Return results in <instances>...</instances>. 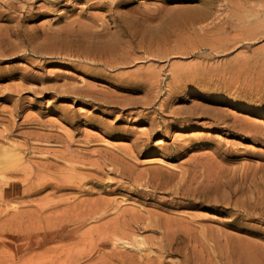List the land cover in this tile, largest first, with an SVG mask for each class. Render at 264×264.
Here are the masks:
<instances>
[{
	"label": "rangeland",
	"instance_id": "obj_1",
	"mask_svg": "<svg viewBox=\"0 0 264 264\" xmlns=\"http://www.w3.org/2000/svg\"><path fill=\"white\" fill-rule=\"evenodd\" d=\"M51 1L0 0V146L24 155L20 174L67 184L12 212L39 224L41 209L48 220L102 204L48 248L80 250L104 229L132 238L117 250L134 264H264V125L253 121L264 120V0H212L195 16L200 0H128L115 13ZM112 38L113 50L90 53ZM14 235L15 257L40 241Z\"/></svg>",
	"mask_w": 264,
	"mask_h": 264
},
{
	"label": "bare ground",
	"instance_id": "obj_2",
	"mask_svg": "<svg viewBox=\"0 0 264 264\" xmlns=\"http://www.w3.org/2000/svg\"><path fill=\"white\" fill-rule=\"evenodd\" d=\"M22 1L29 2L30 0H22ZM60 1H61V3H63V1H65V2H67V1H70V2L82 1L83 2L84 1L85 4L87 3L90 8H93V9L109 8V10L112 12L114 11V13L116 12L115 9L119 8L120 5L125 6L128 4V0L127 1L126 0H116V1H112V0H60ZM193 1H199V0H193ZM200 2L202 3V6H203L201 10H197L194 13L191 12V13H187V14L190 16L191 15L192 16L208 15L209 12L211 11L213 4H214L213 1L212 0H200ZM49 3L52 6H57L60 4V3H56V2L51 1V0H49ZM7 6L10 7L9 9H15V7L11 4H7ZM27 6H30V5H27ZM181 14H182V12H178L177 14H173V16L171 18L176 19L177 17L181 16ZM41 15L48 16L49 13L44 12V13H41ZM0 17L3 18L4 16L0 15ZM121 22H123L124 24L127 23L125 21H121ZM73 24L78 26V21H75L74 23L72 22V25ZM88 32H90V31H88ZM90 33L93 34L92 31ZM117 41H118V39L112 38L108 43H105V44L97 46V47L96 46L92 47V51H90L91 48L88 49V51H90V53L94 52V51H96V52H98V51L99 52H106V51L109 52V51L113 50L115 47H117V45H118ZM90 53L88 52L87 55H91ZM97 62H99V61H97ZM111 63H113V62H111ZM62 74L77 78L79 80V82L81 81L83 84H85L87 81V78L84 77L82 74H81V76L76 74V73H72V72H66V73L63 72ZM68 92L75 94L78 91H77V89L75 90V88L72 87V88L68 89ZM84 96L88 97L89 95H88V93H86ZM8 100H10V99H8ZM253 121L256 123H260V124L264 125V120H259V119L254 118ZM216 137H217V135H216ZM218 137H220V136H218ZM235 142L237 143V141H235ZM238 143H240V142H238ZM160 144H162V142H160ZM243 145H245V144H243ZM17 148H15L14 146H11L10 144H8V145H6V144L2 145L1 144V146H0V204L3 203L2 205H0V207L2 208L3 205L6 206V208L4 207L5 209L0 212V264H15L16 261L18 260V258L24 259V257H26L28 255L31 256L30 259L25 260L23 262H19L18 264H78L79 261H82L84 259H86L87 262H93V264H134V258L133 257L127 256V255H125L122 252H119L117 250L121 246L125 247V245L122 243V241L132 239L124 231L123 232L122 231L116 232L112 235L107 234L106 230H104V229L89 231L80 239V241H82V244H83V247L80 250H78V241L76 243H74L73 245L61 243V245L55 246V248H50V247L48 248V244L50 242V241H48V239L51 238L53 235H55V233L57 231L67 230V229L72 228V227L75 230H78V225H80V224H82L88 220L96 219L97 215L101 214L103 216V214H102L103 206H102V204L85 205V206L81 207V211L80 210L78 211V207H77V208L73 209L72 211H70V213H68V212H65L64 214L61 213L62 216H60L61 214H59V212L58 213L56 212L54 217H56L57 214L60 217H58L56 219H48V220H47V218L44 219L43 212H42L43 209H41V211L38 212L39 215H37L39 217L38 220H40V219L43 220V221H41V223L38 224L39 221H37V223H36V219H35V221H33L34 217L29 218V222H24V219L26 217L28 218L29 215L27 216V215H24L23 213H16L15 210H14V212H12V202H14V201L16 202L17 199H19V200L24 199V198H26L32 194L40 193V192L48 190V189H51L52 191L54 190L55 192L60 191V190H63L64 188H66L67 184L65 182H59V181H61L60 179H59V181L57 180L58 182L51 180V181H48L46 183H42V179L39 178V176L35 177L34 169L31 167H30V170H28L27 172H23L22 174L17 172L18 170L16 168L21 164V161L24 159V157H23L24 155L22 156L20 154V152L17 151ZM36 149H39V148H36ZM40 149L44 150V148H40ZM36 151H38V150H36ZM61 154H64V153L62 152ZM65 154H66V152H65ZM65 156H67V154ZM67 157H72V155L70 154V156H67ZM64 158H66V157H64ZM67 159H72V158H67ZM74 159L75 158H73L72 160H74ZM152 159H155V160H150V163L152 162L151 164L154 163V164H157L160 166H165V167L171 165L170 162H167L166 160H164L161 157H154ZM48 163H52V161L48 162ZM53 165H55V163ZM36 166H37L38 171L41 170V171L47 172L48 170L51 169L50 166L40 164V163H37ZM75 166L71 165L70 170L72 169L74 171H77L78 168H77V166L76 167ZM59 167H57V168H59ZM63 167H65V166H63ZM74 173L69 171L68 174L71 175L70 176L71 178H69L68 180H66L65 178L64 179L66 181H71L73 178L75 179L76 177H74ZM54 180H56V179H54ZM65 180H62V181H65ZM68 184L70 185L71 183H68ZM50 193H53V192H50ZM13 209H16V208H13ZM10 211L13 214L12 213L10 214ZM3 215H4V217H3ZM31 215H33V214H31ZM50 216H52V215L50 214ZM137 224H139V223H137ZM14 234H19L20 238H24L28 242H30L33 237L39 236L38 238L40 239V241L38 240L39 242L36 245H28V247H26L27 246L26 245L25 246L26 249L22 253V255L18 256V257L16 256L17 257L16 258L14 251L12 249V247H13L12 245L14 244L13 242H14V239L16 236ZM40 235H44L46 237H44V236L42 237ZM111 236L113 238H111ZM18 241H20V240H18ZM136 242L138 245L145 247L146 243L144 242V240H136ZM20 243H21V241H20ZM56 243H57V241H56ZM19 254H21V253H19ZM137 264H138V262H137ZM147 264H149V263H147Z\"/></svg>",
	"mask_w": 264,
	"mask_h": 264
}]
</instances>
